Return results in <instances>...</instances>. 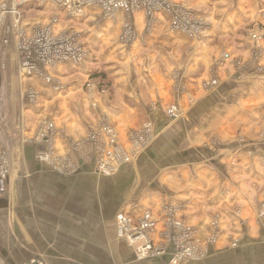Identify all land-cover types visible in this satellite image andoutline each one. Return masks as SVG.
Masks as SVG:
<instances>
[{
	"label": "crops",
	"instance_id": "0c3cea01",
	"mask_svg": "<svg viewBox=\"0 0 264 264\" xmlns=\"http://www.w3.org/2000/svg\"><path fill=\"white\" fill-rule=\"evenodd\" d=\"M176 1L209 20L199 41L169 34L161 23L153 36L140 38L139 34L131 45L116 44L113 40L120 26L126 20L136 22L140 15L130 17L125 12L91 34L93 41L101 36L111 41L99 54L105 56L104 70L112 79V90L97 94L98 108H88L85 114L107 115L121 142L128 130L147 120L154 132L152 142L134 162L108 176L96 174L93 160L85 159L78 160L77 173L71 176L53 173L34 160L27 175L8 177L10 193L19 201L25 197L24 209H18L26 216L24 221L16 219L12 237L14 244L26 246L14 251L26 258L19 261L9 254L0 264H21L31 258L49 264H167L165 258L139 259L134 247L116 233L117 212L134 199L141 208L152 207L161 199L189 202L186 209L192 223L220 216L223 229L237 238V246L230 249L222 238L219 245L211 246L202 264H264V224L257 217L264 204V139L258 138L264 130V55L259 66L227 62L221 68L218 88L208 93L199 87L211 74L215 56L250 54L255 40L249 33L264 26V0ZM92 13L84 24L98 22ZM46 21L37 16L26 27H42ZM60 23L65 24L62 16ZM16 30L13 28L15 34ZM261 45L264 47V39ZM68 66L76 67L66 63L47 70L54 80H64L52 100L61 123L56 140L61 155L68 151L67 137L82 138L87 130L84 115L75 113L78 102L89 104L84 94L72 92L79 80L65 82V76L85 71L81 67L69 70ZM176 69L193 91V105L172 91ZM152 102L157 108L149 107ZM173 102L181 105V114L172 120L164 113V105ZM65 115L70 117L64 121ZM245 118L249 126L242 132L235 125ZM241 134L243 139L234 138ZM218 135L223 141L212 143ZM0 206H6L2 199Z\"/></svg>",
	"mask_w": 264,
	"mask_h": 264
},
{
	"label": "rangeland",
	"instance_id": "374dc122",
	"mask_svg": "<svg viewBox=\"0 0 264 264\" xmlns=\"http://www.w3.org/2000/svg\"><path fill=\"white\" fill-rule=\"evenodd\" d=\"M169 1L172 6H175L174 9H182L183 7H186L187 10L191 11L196 17H198L197 20L204 21V26L201 29L197 28L199 31H195L192 34V37L184 34V32L181 30L171 32V16L173 17V13L168 11L165 6L162 7L164 11H154V20L151 22L152 26H150L144 6H139L137 8L133 7V9L121 8L113 12L112 9H107V7L103 4H83L81 5V10L77 11L73 15L71 10L74 7L72 5L68 7L67 4H65L59 7L57 6V8L52 5V2H48L47 4L42 0H29L24 5L22 4L23 6H19V16L18 14H13L12 16H8V18H6V24L1 25L0 27V62L5 65V69L1 72L0 82V123L3 130V147L6 151V154L8 155L10 164L9 179L12 177L14 178L16 175H27L31 164H34V160L45 165L47 170L56 174L59 173L57 172L56 168L54 169L52 166L47 165L46 162L39 161L36 158L37 143H33L30 139L35 138L39 127L45 118H49V120L53 122L54 127L57 125L61 126L59 119L56 118L57 108L54 107L52 100L58 96L55 95L57 93L55 91H59V89H56V86L61 85L63 88L62 82H64V80H62V82L57 80L52 81L51 83H48L50 88L47 89L49 85L46 84L41 76L21 75L18 68L19 55L17 48L20 35H16L13 31L15 24L14 17H18V24L24 26L23 29L25 30V35L27 37L30 36L33 38L36 32H33L34 29L29 30L26 27L29 19L33 20L38 16V19L41 20V18L44 17V19L47 20L46 24L52 26L54 24H52V17L58 15V18H60H57L58 22L55 25L56 28L53 29V33L62 34L65 31V39H67L69 43H71L73 39V41L77 42L81 49L85 51L86 55L83 56L79 66L73 65V67L76 66L75 68H72L71 66L66 67L69 70L81 67L82 71H85V73L81 74V72L79 75L72 76L75 72H77L75 71L71 73V76H65V82L70 80H79L78 83H75L76 86H74L72 92L76 94L79 91L80 94H84L89 104L85 105V102H83V104L78 102V107L76 108L75 113H82V115H84L82 122L85 126H87V130L82 138H74L73 140L72 138L67 137L69 148L68 151L63 154L65 157L63 160V165L65 166H62L61 168L67 169L69 173H64L62 175L71 176L76 174L78 169V160L85 162V159H92L94 160L92 163L95 167L94 170L96 174L108 176L114 174L122 166L121 164L117 165V162L122 155H124V163L127 160L128 164L134 162L138 155L152 142L154 139V132L152 130L151 122L146 120L138 126L128 130L126 133L125 142H121L119 140V132L116 128V125L114 124V121L108 119L107 115H96L95 112H91L89 115L85 114L88 108L93 110L98 108L96 105L98 95H106L112 90V79L110 78L108 72L104 70V66H106V62L104 61L105 56L99 54V50L101 48L105 50L104 45L110 47L109 44L111 41H105L103 36L93 41L91 34H94L96 29H100L102 26H104V24L115 20L120 12H125L130 17L131 15L138 13L140 15H138L136 22L135 20H133L134 22H131V20H126L122 26H120L117 33V39L113 38V42L115 43L117 42L118 44L126 46L127 44L131 45L135 40H137L139 34L141 36L140 38L145 36H153L154 33L158 31L159 25L161 23L165 24L169 34L183 35L192 41H199L202 38L204 32L209 28L210 23L207 17L202 15L197 10H194L191 6L186 5L184 2L176 0ZM91 10L94 12L92 13L94 14L92 19L98 20V22H96L98 25H95L96 23L84 24V18L89 17L88 15H90ZM77 13H79V15H77ZM40 16L42 17L40 18ZM61 16L63 21L65 20V24L60 23ZM12 20L13 23L10 22ZM68 22H71V25ZM68 24L70 27H72L70 30L67 29ZM250 27L251 26H249V28ZM255 29L256 31H253V35L251 34L252 32L249 33L251 40H255V43L253 42L254 47L251 48L250 54L247 55V53H245V55H231L228 57L227 53L223 52L213 58L211 74L205 81L203 79L200 82L199 87H201L204 92L209 93L210 91L218 88L220 74L222 71L221 68H223L227 62L236 64L237 66L245 61L256 63L258 66L263 64L261 58L264 55V47H262L261 43L264 39V26H258ZM61 34L59 36H61ZM108 37L110 38V36ZM244 56L245 59H243ZM100 71L106 72V78L95 77V73ZM172 77L174 83L172 91H174L176 95L183 96L184 98L186 97L185 99L187 105H193L196 102L194 94L193 91L191 92L188 86L184 84V74L181 73L179 69H176L174 72H172ZM30 90H33L36 94V99L34 102H32L30 99H27L26 97L27 92ZM66 95L67 94L64 93V96ZM96 106L97 108H94ZM180 106V104L175 102L165 104L164 113L168 118L173 120L180 116ZM149 107L151 109H154L155 107L157 108V103L155 104V102H152L149 104ZM171 110H174V112L171 113ZM58 117H60V115ZM69 117L70 115H65L64 121ZM242 122L243 123H240L239 126L235 125V127H241V131L243 132L245 128L248 129V118H245V120H242ZM102 127H104L103 131L101 130ZM112 128L116 133L115 142L113 144L112 140H110L111 142L108 140V138L110 139V134L113 130ZM237 137L238 139H243L245 135H236L234 138ZM59 138L60 136L54 137V144ZM258 138L264 139V130L262 134L258 133ZM229 140H226V142ZM222 141L223 136L218 135L213 139L212 143H220ZM73 142H78L79 146L73 144ZM116 147L117 150L120 148V152L123 153L120 154L118 151V158H116ZM106 155H113L112 159L110 158L109 161L112 166L117 165V170L111 172V174H103L106 167L100 166L99 162L97 166L95 162L97 161V158L101 160H108ZM67 159H69L70 163ZM73 164L74 166L77 164L76 170L71 169ZM108 172L109 171H107V173ZM24 198H22L23 200L21 199V201H19V197L16 199L13 194L10 193L9 183L7 182L6 192L0 198L6 202V206H0V263L9 254H13V257H16V260L19 261H23L21 259L26 258L21 253L14 252L16 249H22L23 247L26 248V246L24 244H14L12 237L14 229L13 227L16 224V219L21 217L24 221L26 216L24 214V210L18 209H24ZM188 203L189 202H176L174 200L164 201L161 199L158 200L156 204H153L152 207L150 206L141 208L139 200L134 199L130 200L123 210L126 211L132 218H138L144 210H152L155 213L156 218H158V225L157 228L152 232L151 237L154 244H157V246L159 245L160 247H164L165 244H168V246H166L164 249L169 247L170 243L168 235L169 228L172 229V231H170L171 233L178 232L179 235L183 233L182 231H186L188 234H186L184 237L182 236L180 239L181 242L184 243L185 251L189 252V254L182 257V259L180 258L177 264H202L204 260L208 258L209 251L213 249V247L219 245L222 238L226 241V244H229L230 249H235L234 247L237 246V238H235V236L232 235L230 231L223 229L224 227L220 216L214 215L211 219L207 220L206 223L204 221L199 222L201 224H198L197 222L192 223L190 222V219L187 215L188 213L186 204ZM257 217L258 221L264 224V204H262L260 207ZM204 223L206 224L205 226ZM15 231L18 234L20 233V230L17 227H15ZM116 233L119 237L124 238L130 245L134 247L132 248L135 249L136 256L139 259L165 258L163 256H153L151 254L141 256V254L137 252V248L141 244L140 241L137 243H131L126 237H123L122 234H120L117 227ZM183 238H186V240L183 241ZM155 247L156 246H152L153 249ZM165 259L167 260V264H173L168 260L167 257Z\"/></svg>",
	"mask_w": 264,
	"mask_h": 264
},
{
	"label": "built area",
	"instance_id": "2783aa9c",
	"mask_svg": "<svg viewBox=\"0 0 264 264\" xmlns=\"http://www.w3.org/2000/svg\"><path fill=\"white\" fill-rule=\"evenodd\" d=\"M29 0H0V27L3 24H6V18L8 16H12L13 14H18L19 6H23ZM43 2H52L54 7H59L61 5L67 4L69 7L72 5L74 8L71 10L74 15L77 11L81 10V5L83 4H92V5H101L107 7V9H112L113 12L117 9L125 8V9H133V7L137 8L139 6H144L145 11L147 12L148 23L151 25V22L154 20V11L163 10L162 7L165 6L168 11L173 13V17L171 16V32L176 30H181L184 34L192 37V34L195 31H199L197 28L201 29L204 26V21L197 20L198 17L194 15L191 11L187 10L186 7L182 9H174L175 6H172L169 0H42ZM23 4V5H22ZM57 7V8H58ZM149 7V9H148ZM164 11V10H163ZM81 13V12H79ZM77 13V15H79ZM153 14V15H152ZM169 16V15H168ZM58 16H54L52 18V26H37L34 28L33 32L35 36L31 38L25 35V30L23 26L18 24V17H14V28L16 30V35H20V40L17 43L18 55H19V72L22 76H32L38 75L41 76L46 83H51L55 81L54 78L47 73L49 68H53L60 64H72L79 66L81 64L82 58L85 54V51L81 49L77 42L73 41L69 43L67 39H65V31L64 33L54 34L53 29H55V25ZM59 19V18H58ZM13 23V20L10 21ZM11 23V26H12ZM18 25V26H17ZM149 26V27H150ZM196 26V27H195ZM127 27V26H126ZM10 28V27H9ZM150 29V28H149ZM148 32V31H147ZM1 35V28H0ZM72 38V37H71ZM1 40V36H0ZM5 69V65L0 62V82H1V72ZM61 85L56 86V89H62ZM27 99H30L32 102L36 99V94L33 90H30L26 94ZM174 110H171L173 113ZM105 126V125H104ZM103 128L101 130L103 131ZM113 129V128H112ZM111 129V130H112ZM105 130V129H104ZM3 130L0 123V198L5 194L7 188V182L10 171V164L8 160V155L3 147ZM58 137V127L55 126L49 118L43 119L39 130L34 139H30L33 143H37V151L36 158L39 161L46 162L47 165L52 166V168H56L57 172L60 174L69 173L67 169H62L64 156L59 154L57 151L56 143L54 144V137ZM116 133L114 129L111 131L110 139L112 140V144L115 142ZM111 142V141H110ZM79 146L78 142H73ZM93 150V149H92ZM94 151V150H93ZM116 158L118 151L120 152V148L116 147ZM120 154H123L120 152ZM121 156V155H120ZM108 160H101L97 158L96 165L102 167H106L103 174H111V172L116 171L117 165L127 164L128 160L124 163V155H122L117 165L112 166L109 159L113 157V155H106ZM69 161V159H67ZM75 161V160H74ZM94 162V160L92 161ZM65 163V162H64ZM70 163V161H69ZM56 166V167H55ZM58 167V168H57ZM72 170L77 169V164H74L71 167ZM107 171H109L107 173ZM158 218H156L155 213L152 210H144L140 214L138 218H132L126 211L120 210L117 212L115 216V221L117 224V228L122 234L123 237H126L128 241L131 243L141 242L140 246L137 248V252L143 255L151 254L153 256H163L167 257L168 260L177 264L179 259L188 255L189 252L185 251L184 243L181 242V237L188 234L186 231H182L183 233L179 235V233H171V228H169V247L164 249L168 244H165L164 247H160L157 244H154L151 234L157 228ZM177 225V224H175ZM186 238H183L185 241ZM152 246H156L154 249ZM21 264H47L45 261L39 258H31Z\"/></svg>",
	"mask_w": 264,
	"mask_h": 264
},
{
	"label": "trees",
	"instance_id": "16d2710c",
	"mask_svg": "<svg viewBox=\"0 0 264 264\" xmlns=\"http://www.w3.org/2000/svg\"><path fill=\"white\" fill-rule=\"evenodd\" d=\"M95 77L106 78V72H103V71L96 72Z\"/></svg>",
	"mask_w": 264,
	"mask_h": 264
}]
</instances>
